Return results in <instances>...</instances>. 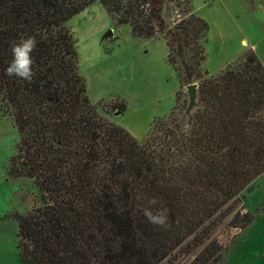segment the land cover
Wrapping results in <instances>:
<instances>
[{
	"label": "trees",
	"instance_id": "obj_1",
	"mask_svg": "<svg viewBox=\"0 0 264 264\" xmlns=\"http://www.w3.org/2000/svg\"><path fill=\"white\" fill-rule=\"evenodd\" d=\"M95 0H0V115L17 132L7 174L30 179L40 203L17 222L19 264H224L253 221L242 196L264 175V66L254 52L218 76L204 68L209 26L189 14L167 29L165 0H101L115 26L140 41L164 40L180 89L196 84V109L181 132L178 105L137 142L92 105L67 22ZM170 3L179 0H168ZM175 20V19H174ZM39 41L31 82L9 77L10 45ZM152 198L167 227L142 214ZM240 234L224 247L216 231Z\"/></svg>",
	"mask_w": 264,
	"mask_h": 264
},
{
	"label": "rangeland",
	"instance_id": "obj_2",
	"mask_svg": "<svg viewBox=\"0 0 264 264\" xmlns=\"http://www.w3.org/2000/svg\"><path fill=\"white\" fill-rule=\"evenodd\" d=\"M187 1L209 26L204 62L209 76L216 77L228 66L241 63L249 52H254L264 66V9L260 0H179L172 3L165 0L163 18L167 29L172 28L179 16L189 14L185 6ZM253 3L257 11L252 15ZM67 27L75 41L78 71L85 81L89 101L97 105L112 98L123 100L125 105L119 109L120 114L111 111L102 116L123 127L137 142L142 143L147 138L154 120L169 116L177 97L179 107L186 104L188 109L187 87L180 89L167 62V48L162 38L135 39L128 25L112 24L101 0H95L71 18ZM242 38L255 44L257 50L249 48L244 57L239 58L244 50L240 46ZM237 59L240 61L233 63ZM196 89L191 110L179 115L181 132L190 128V114L196 109ZM17 139L12 123L0 115V264H19L17 222L13 215L25 214L40 203V195L30 179H13L7 174ZM242 196L246 210L253 214V221L241 234L226 226L216 231V239L224 247L240 234L224 264H264V175ZM172 262L188 264L189 259L177 256Z\"/></svg>",
	"mask_w": 264,
	"mask_h": 264
},
{
	"label": "clouds",
	"instance_id": "obj_3",
	"mask_svg": "<svg viewBox=\"0 0 264 264\" xmlns=\"http://www.w3.org/2000/svg\"><path fill=\"white\" fill-rule=\"evenodd\" d=\"M38 43L39 41H37L35 36L28 35L21 37L19 42H13L10 45L12 60L5 69L9 77L15 76L27 82L32 81L35 76L33 71L35 61L32 54ZM158 203L156 198H152L149 201V206L143 208L142 214L149 223L159 227H167L169 210L166 207L155 208L154 206Z\"/></svg>",
	"mask_w": 264,
	"mask_h": 264
},
{
	"label": "crops",
	"instance_id": "obj_4",
	"mask_svg": "<svg viewBox=\"0 0 264 264\" xmlns=\"http://www.w3.org/2000/svg\"><path fill=\"white\" fill-rule=\"evenodd\" d=\"M260 6L264 9V0H260ZM257 11V6H254V3H253V5H252V15L255 13ZM240 46H241V48L242 49H244L243 51H242V53H240V54H243V55H241L239 58H243L244 57V55L246 54V50H248L249 48L251 49V50H253L254 51V49L255 50H257V48H256V46H255V44H253V43H251V44H249L248 42H247V40H245L244 38H242L241 40H240ZM238 53V54H239ZM260 59V58H259ZM238 61H240V59H237V60H235L233 63H236V62H238ZM230 64H232V63H230ZM229 64V65H230ZM225 65H227V64H225Z\"/></svg>",
	"mask_w": 264,
	"mask_h": 264
},
{
	"label": "water",
	"instance_id": "obj_5",
	"mask_svg": "<svg viewBox=\"0 0 264 264\" xmlns=\"http://www.w3.org/2000/svg\"><path fill=\"white\" fill-rule=\"evenodd\" d=\"M196 87H197L196 85H189L187 87L188 95H189V99H190V105H189L187 110H191V108L195 102V97L193 95V92L195 91Z\"/></svg>",
	"mask_w": 264,
	"mask_h": 264
},
{
	"label": "built area",
	"instance_id": "obj_6",
	"mask_svg": "<svg viewBox=\"0 0 264 264\" xmlns=\"http://www.w3.org/2000/svg\"><path fill=\"white\" fill-rule=\"evenodd\" d=\"M208 1L213 2L214 0H208ZM175 17L178 18V15H176ZM179 17H180V16H179Z\"/></svg>",
	"mask_w": 264,
	"mask_h": 264
}]
</instances>
